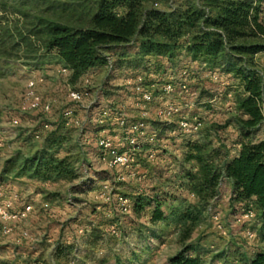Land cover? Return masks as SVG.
I'll list each match as a JSON object with an SVG mask.
<instances>
[{
    "label": "rangeland",
    "instance_id": "1",
    "mask_svg": "<svg viewBox=\"0 0 264 264\" xmlns=\"http://www.w3.org/2000/svg\"><path fill=\"white\" fill-rule=\"evenodd\" d=\"M10 1L13 3L8 4L7 9H2L0 0L1 40H8L5 36L9 32L5 33L4 30L10 28L15 35L13 28L20 30L31 27L29 22L32 16H52L51 12L44 11L49 1ZM17 4H22L20 10L28 14L24 18L11 10V5ZM259 7L264 20V0ZM16 38L18 44L12 45L13 41H10L0 46L3 52L0 54V170L9 157L17 153L28 156L41 146L48 133L41 134L38 140L33 138V134L42 124L50 125L52 130L59 128L58 132L69 144L60 150L58 156L68 154L76 161L78 170L72 180L42 183L23 177L0 182V204L10 194H16L18 199L12 204L13 212L27 205L31 207L22 222L7 224L11 227L9 235L0 233V262L167 264L168 259L183 246L191 244L201 264H220L248 258L260 247L255 232L257 221L254 210L250 206L244 207V204L229 203L230 186L227 181H220L216 199L208 202L202 214L198 215L187 240L183 242L187 225L175 216L149 224L147 209L139 216H134L130 209L133 198L138 194L143 197L166 196L168 201L181 198L185 200L183 206L196 204L194 197L179 183L182 173L195 171L193 162L184 161L187 153L185 144L197 142L207 144L209 148L219 146L227 158L235 155L238 138L232 120L236 114L232 110L233 94L227 93L228 88L235 85L234 80L222 74L211 81L205 76L203 68L190 64L183 55L178 56L172 72L184 68L196 81L193 85L187 84V90L183 93L175 90L168 95L157 93L156 98L152 95L146 106L147 114L142 119L146 128L143 135L135 136L142 153L134 157V163L127 169L109 168L99 161L95 140L101 131V134L110 137L122 134L113 119L103 120L99 124L98 114L103 108L123 106L122 114L127 124L140 120V110L135 105L136 96L131 90V83L126 82L146 73L147 82L148 74H152L149 77L152 80L157 71L153 72L149 63L135 70L123 62L121 70L108 72L101 68L88 71L85 75L88 84L83 86V79L71 81L68 77L59 76L56 70L61 66L52 55L41 57L34 39L20 42ZM254 58L259 69L263 70L264 54ZM158 66L165 68L162 71L164 75L168 72L167 64ZM37 77L42 81L36 86V93L42 101L50 104V111L47 114L37 111L21 113L18 106L26 81ZM161 78L164 76L160 77V83L163 81ZM67 88L76 89L82 94L79 104H71L67 100ZM165 104L178 106L179 116L198 118L200 126L197 132L191 136H173L158 134L153 130L151 122L158 124L154 110ZM65 108L73 110V115L81 123L80 129L61 126ZM179 116L173 117L172 122H176ZM12 118L18 121L16 127L9 124ZM261 139H264V124L252 138L253 141ZM113 144L119 151L128 150L127 145L118 138L113 140ZM149 155L152 157L148 158ZM103 185L107 186L106 190H102ZM116 196L128 200V211L120 210ZM247 212L252 213L251 219H245ZM21 232L26 233L24 239L20 238ZM249 233L253 234L252 238L247 236ZM94 234L98 238L91 243L90 235ZM56 246H59V250L55 251ZM188 255L192 256V253Z\"/></svg>",
    "mask_w": 264,
    "mask_h": 264
},
{
    "label": "trees",
    "instance_id": "2",
    "mask_svg": "<svg viewBox=\"0 0 264 264\" xmlns=\"http://www.w3.org/2000/svg\"><path fill=\"white\" fill-rule=\"evenodd\" d=\"M37 1H49L44 11L51 12L52 16H32L31 27L13 28L15 35L10 28L4 30L10 34L6 33L7 41V38L0 39V46L10 41L16 45V37L20 42L34 39L41 57L52 55L68 71L71 81L83 79L88 71L105 69L107 59L110 60L108 72L121 70L123 62L135 70L149 63L157 73L152 80L148 77L145 84L154 85L150 94L155 96L161 93L163 81L160 83V77L165 71L158 65L167 64L166 69L172 71L174 60L180 55L192 65H203L204 73L215 71L218 77L223 74L235 81L236 87L227 90L228 94H233L232 110L236 114L232 120L238 138L235 155L227 158L219 146L209 148L207 144L197 142L185 144L184 161L193 162L195 171L182 173L179 183L194 197L196 204L183 206L185 200L181 198L168 201L166 196L143 197L138 194L130 209L134 216L147 209L149 224L175 216L187 225L183 242L198 215L208 202L216 199L220 181H227L229 203L253 208L260 247L248 258L220 264H264V139L252 140L264 124V68L260 70L254 58L264 54V20L259 9L263 0ZM11 3L2 0V9H7ZM20 9L22 4L11 5V10L19 17L28 15ZM156 66L158 68H154ZM195 81L189 72L186 84ZM232 88L236 91L233 92ZM61 123L64 127L63 118ZM151 123V128L162 135H170L176 129V122ZM51 128L32 154L23 157L17 153L4 161L0 182L26 177L46 183L76 177V161L66 153L58 156L69 142L58 132L59 128ZM139 147L135 157L142 153ZM90 237L89 242L97 241V235ZM56 250L59 246L55 247ZM193 251L194 247L187 244L170 257L167 264H201L198 254Z\"/></svg>",
    "mask_w": 264,
    "mask_h": 264
},
{
    "label": "built area",
    "instance_id": "3",
    "mask_svg": "<svg viewBox=\"0 0 264 264\" xmlns=\"http://www.w3.org/2000/svg\"><path fill=\"white\" fill-rule=\"evenodd\" d=\"M203 68V65L199 66V69ZM106 70L110 69V60L107 59ZM56 73L62 77H68V71L60 67L56 70ZM163 82L160 86V91L164 95L172 94L177 90L179 93L186 92V82L187 77L189 76V72L180 68L175 73L172 71H168L165 75H163ZM205 76L211 80H217L218 76L215 71L206 72ZM147 75L138 74L133 77L130 82H126L127 84L131 83V90L136 96V107H139L140 120L135 121L133 123L127 124L125 118L123 117L122 110L123 106L119 107H108L100 110L98 117V123H102L103 120H115V125L121 130V134H116L113 136H105L100 132L97 139L95 140L96 148L99 150L98 159L100 162L106 164L109 168H123L127 169L134 163V157L137 152H139L140 145L135 139V136L143 135V131L146 128L145 123L142 119L147 114L146 106L150 102V91L154 88L152 83L145 84V78ZM148 77H152V74H148ZM40 78H31L26 81L25 89L19 101L18 109L21 113L25 112H40L42 114H47L50 111V104L48 102H44L40 99L38 94L36 93V86L41 83ZM83 86L88 84V79L86 76L83 77L82 80ZM66 98L71 104H79L82 101V94L76 90L67 88L66 90ZM154 118L156 121L164 124H170L172 122L173 117L180 115V108L174 104H165L161 107L154 110ZM62 118L65 120V125L73 128L80 129L81 123L80 121L73 115V110L71 108H65L62 112ZM11 127H16L18 121L15 118H12L9 121ZM200 126V122L198 118L193 117L187 119L185 117L179 116L176 120V129L170 133V135H184L191 136L197 132ZM50 130V125L42 124L37 132L33 134L34 139H39L41 134H44ZM121 140L125 145H127L128 150L119 151L113 144L114 139ZM152 141V139H148ZM151 145V144H148ZM152 156L149 155L148 158ZM107 186L103 185L102 190H106ZM10 197L3 200L0 204V233L2 235H9L11 233V227L7 224L9 223H18L22 222L26 215L29 213L31 207L24 206L17 212H13L11 210L13 202H16L18 196L16 194H10ZM117 204L122 212H126L129 209V202L126 198L121 196H116ZM252 213L247 212L245 215V219H251ZM249 238L253 237L252 233L247 234ZM26 237L25 232L20 233V238L24 239Z\"/></svg>",
    "mask_w": 264,
    "mask_h": 264
}]
</instances>
